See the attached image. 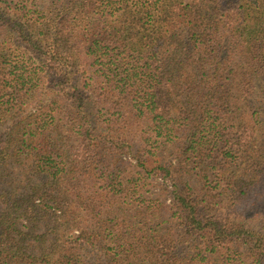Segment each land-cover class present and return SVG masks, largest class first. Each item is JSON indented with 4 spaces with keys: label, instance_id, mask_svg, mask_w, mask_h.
Instances as JSON below:
<instances>
[{
    "label": "trees",
    "instance_id": "16d2710c",
    "mask_svg": "<svg viewBox=\"0 0 264 264\" xmlns=\"http://www.w3.org/2000/svg\"><path fill=\"white\" fill-rule=\"evenodd\" d=\"M0 264H264V0H0Z\"/></svg>",
    "mask_w": 264,
    "mask_h": 264
},
{
    "label": "rangeland",
    "instance_id": "374dc122",
    "mask_svg": "<svg viewBox=\"0 0 264 264\" xmlns=\"http://www.w3.org/2000/svg\"><path fill=\"white\" fill-rule=\"evenodd\" d=\"M169 199L167 198V204H169ZM88 252V255L91 257V258H88V259H98V257L100 256V254L97 253L96 250H87Z\"/></svg>",
    "mask_w": 264,
    "mask_h": 264
}]
</instances>
